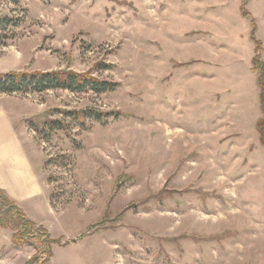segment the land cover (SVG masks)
Segmentation results:
<instances>
[{"label": "rangeland", "instance_id": "obj_1", "mask_svg": "<svg viewBox=\"0 0 264 264\" xmlns=\"http://www.w3.org/2000/svg\"><path fill=\"white\" fill-rule=\"evenodd\" d=\"M241 5L0 0V74L73 70L119 84L0 93L40 154L52 213L41 202L33 215L58 240L48 264H264L262 110ZM247 9L264 61V0ZM88 109L111 115L82 124L59 111ZM49 119L67 132L35 131ZM13 235L0 226V264H27L37 250Z\"/></svg>", "mask_w": 264, "mask_h": 264}, {"label": "trees", "instance_id": "obj_2", "mask_svg": "<svg viewBox=\"0 0 264 264\" xmlns=\"http://www.w3.org/2000/svg\"><path fill=\"white\" fill-rule=\"evenodd\" d=\"M250 0H242L241 12L251 21V40L255 42V56L253 58V69L258 74V86L260 89L259 98L262 110V117L258 119L256 127L260 141L264 146V61L261 59L260 51L262 42L256 37L257 24L252 13L247 9ZM107 67V66H106ZM119 84L94 77L91 73H79L73 70H54L49 72H10L0 74V93L14 92H35L42 93L49 90H68L73 93L94 92L97 94L113 92ZM67 118L85 124L86 119L103 121L111 115V112L98 110H59ZM115 117L119 112H112ZM32 126L39 134L53 136L55 132L64 130L67 132L66 122L59 119H49L43 126L40 123L32 122ZM0 226L12 229L14 232L13 242L16 245L32 243L37 250L36 255L27 264H48L51 260L53 250L51 245L58 240L50 236V233L43 226H37L36 222L30 219L25 212L2 190H0ZM46 254L45 260L40 254Z\"/></svg>", "mask_w": 264, "mask_h": 264}, {"label": "crops", "instance_id": "obj_3", "mask_svg": "<svg viewBox=\"0 0 264 264\" xmlns=\"http://www.w3.org/2000/svg\"><path fill=\"white\" fill-rule=\"evenodd\" d=\"M20 127L16 114L0 103V190L40 224L42 221L34 217V211L42 210L44 205L45 212L52 213L48 185L40 154L29 147Z\"/></svg>", "mask_w": 264, "mask_h": 264}]
</instances>
